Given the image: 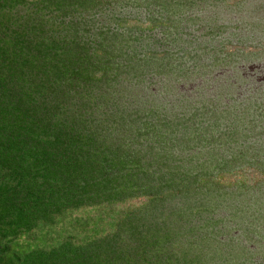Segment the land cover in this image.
Instances as JSON below:
<instances>
[{
    "label": "trees",
    "instance_id": "trees-1",
    "mask_svg": "<svg viewBox=\"0 0 264 264\" xmlns=\"http://www.w3.org/2000/svg\"><path fill=\"white\" fill-rule=\"evenodd\" d=\"M202 1L0 0V264H264L248 246L259 226L218 181L241 134L180 88L194 72L186 15ZM137 198L147 204L101 237L17 242Z\"/></svg>",
    "mask_w": 264,
    "mask_h": 264
},
{
    "label": "rangeland",
    "instance_id": "rangeland-1",
    "mask_svg": "<svg viewBox=\"0 0 264 264\" xmlns=\"http://www.w3.org/2000/svg\"><path fill=\"white\" fill-rule=\"evenodd\" d=\"M220 1L204 0L196 9L188 10L186 16L193 21L185 27L180 49L191 55L189 66L194 72L188 73L192 81L187 80L180 88L184 92L193 88L192 93L202 94L212 110L216 107L222 119L221 131L241 134L239 143L225 151L236 164L221 159L227 167H235L220 174L218 181L223 186L221 192L238 193L234 203H240L252 218V229L259 226L257 231L250 229L248 246L253 244L260 259L264 257V0ZM212 4L222 6L216 12ZM214 13L218 22L212 21ZM132 15L143 21L148 9L140 13L133 10ZM141 25L146 27L147 21ZM202 25L206 29L202 30ZM212 25L224 26L225 30L217 37L207 35V26ZM195 54L198 56L193 58ZM147 201L137 198L69 211L55 221L58 223L36 229L17 242L24 247H45L64 239L78 243L86 235L101 237L112 231L110 223L139 211ZM226 223L218 224L220 230Z\"/></svg>",
    "mask_w": 264,
    "mask_h": 264
}]
</instances>
